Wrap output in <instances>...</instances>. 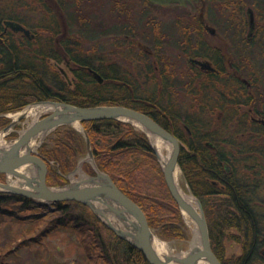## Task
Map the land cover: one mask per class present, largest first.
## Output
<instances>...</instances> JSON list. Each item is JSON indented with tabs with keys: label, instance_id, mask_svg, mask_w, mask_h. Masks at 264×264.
<instances>
[{
	"label": "trees",
	"instance_id": "1",
	"mask_svg": "<svg viewBox=\"0 0 264 264\" xmlns=\"http://www.w3.org/2000/svg\"><path fill=\"white\" fill-rule=\"evenodd\" d=\"M85 1L0 0V23L3 19L16 20L35 33L33 42H23L20 49L15 46L11 52L0 53L4 67L17 65L20 68L16 82L9 79L7 84L0 85V105L14 100L20 103L0 108V112L19 110L34 101L57 100L83 106L123 104L148 113L181 141L180 167L191 191L204 206L212 247L222 262L264 263L261 252L264 249V204L255 203L258 199L255 185L264 182V142L259 143V136H264V126L258 125L259 135L255 141L247 133L243 137L244 145L240 141L242 137L240 140L234 135L230 137V127H218L221 132L227 129V134L216 132L213 135L210 124L197 119L193 111L188 110L191 108L180 111L159 108L163 93L162 77L158 75L162 69L160 63L157 62L158 68L151 58H105V66H102L98 59L76 52L79 47L73 49L67 39V24L83 22L88 34L94 33L93 26H96L91 25L92 18L83 16ZM122 6L119 2L117 12L125 16L127 24L140 22L132 11ZM115 32L131 34V30L124 27ZM133 32L135 37L142 36L134 29ZM108 33H112L111 30ZM260 45L264 50V36ZM64 55L76 66L73 77L59 68ZM87 66L99 71L103 82H99ZM10 121L9 117L0 116V128ZM81 123L90 136L98 167L109 173L119 188L141 206L154 231L165 239L188 238L184 213L167 186L162 163L147 133L120 119ZM11 135L16 137L18 133ZM38 152L48 162V184L64 186L70 182L68 175L87 153L86 139L81 130L64 124L46 136ZM225 164L230 165L233 172L225 174ZM82 169L86 174H96L88 160L83 161ZM219 176L225 178L227 197L211 195L214 190L211 181ZM5 177L6 174L0 173L1 181H5ZM217 192L224 193L223 190ZM38 207H46L47 211L35 212ZM12 219L21 223L43 221L45 228L40 234L56 230L67 232L95 264H151L141 249L117 235L80 201L53 203L50 209L47 203L0 190V223H14ZM231 228L237 233L230 231ZM40 234L25 237L20 243L36 239ZM227 239L243 245L240 255L226 256Z\"/></svg>",
	"mask_w": 264,
	"mask_h": 264
},
{
	"label": "flooded vegetation",
	"instance_id": "2",
	"mask_svg": "<svg viewBox=\"0 0 264 264\" xmlns=\"http://www.w3.org/2000/svg\"><path fill=\"white\" fill-rule=\"evenodd\" d=\"M117 3L118 0H114L108 11H104L100 5L98 12L110 13ZM141 3L143 12L157 14L155 22H135L129 25L115 21L110 28L111 37L115 41L113 43L111 40V50L104 53L98 48L91 52L93 55L87 56H94L100 62L105 58H151L162 66L158 72L163 82L159 104L161 110L167 108L180 111L191 108L188 110L193 111L197 119H204L210 124L213 135L216 132L219 135L223 132L227 134L230 127V137L237 136L238 140L242 137L240 141L243 145V137L247 133L255 141L259 135L258 125L264 126V56L259 51L252 58H246L245 48L248 44L256 45L258 41L257 48H261L264 25L257 22V14L261 16L258 11L262 9L263 0H141ZM120 4L129 11H135V0H123ZM229 10L240 16L238 23H230L226 19L220 22L216 16L210 17L229 13L226 12ZM165 14H173V22L166 21ZM5 20L12 19H3L0 23V53L11 52L10 49L15 46L20 49L23 42L34 41L35 33L30 28V34H27L23 30L13 29ZM25 27L28 28L26 25ZM123 27L131 30V34L124 33L120 37L114 33ZM136 28L144 31L141 35L145 36V41L132 33ZM245 30L248 33L245 38H241ZM167 48H174L178 53L172 54ZM64 57L65 66L59 68L66 73L74 72L76 66L72 64V59L66 55ZM169 58H186L190 64L188 70L179 74L177 63L170 62ZM89 67L87 66V70L91 72ZM5 68L0 63V85L7 84L9 79L16 82L20 68L17 65ZM185 87L190 89V101L184 104L182 96L186 92L183 94L182 89ZM19 103L16 100L2 103L0 108ZM18 124L19 122L15 125ZM218 127L227 129L221 132L216 129ZM260 142H264V136H259ZM209 146L215 148L213 143H209ZM231 172L230 165L225 164V174ZM224 180L223 176L212 179V196H229ZM263 188L264 182L255 185V196L258 198L255 203L260 205L264 204ZM218 190H223L224 193H218ZM241 248L243 251V245ZM261 252L264 255V249Z\"/></svg>",
	"mask_w": 264,
	"mask_h": 264
},
{
	"label": "water",
	"instance_id": "3",
	"mask_svg": "<svg viewBox=\"0 0 264 264\" xmlns=\"http://www.w3.org/2000/svg\"><path fill=\"white\" fill-rule=\"evenodd\" d=\"M251 22H253V16H251ZM5 23L15 30H23L30 34V30L18 21L5 20ZM89 70L99 82L103 81V77L95 69L89 67ZM63 73L67 75L65 70ZM40 102L54 104L55 108L34 119L19 132L13 142L6 146H0V173L16 178L15 183L9 180H0V190L21 194L46 203L70 200L83 202L117 235L141 249L151 264H197L201 259L206 260L209 264H224L213 250L209 224L201 200L196 196L198 207L186 201L175 181L174 173L176 167L179 166L181 141L173 132L148 113L123 104L83 106L57 100ZM26 115L25 113L20 114L5 126L2 132L6 133L11 130ZM106 118L120 119L132 124L136 122L142 125L145 131L163 137L171 145L167 161L162 162L157 148L151 143L162 163L165 181L173 198L182 212L184 214L187 212L193 218L197 227L199 243L190 246L185 254L161 256L153 244L154 229L144 210L119 188L109 173L98 167L94 159L90 136L81 122ZM64 124H71L83 132L87 153L78 162L74 171L68 175L70 179L68 184L53 186L47 182L48 162L39 154L37 148L50 132ZM38 138L40 139L38 144L33 146L32 142ZM85 160L93 164L96 174L76 177V172L79 169L83 170L82 164ZM24 167H29L28 171H24Z\"/></svg>",
	"mask_w": 264,
	"mask_h": 264
},
{
	"label": "rangeland",
	"instance_id": "4",
	"mask_svg": "<svg viewBox=\"0 0 264 264\" xmlns=\"http://www.w3.org/2000/svg\"><path fill=\"white\" fill-rule=\"evenodd\" d=\"M123 2V0H118V2ZM125 1V0H124ZM264 2V0H263ZM114 0H86L82 5V13L84 14L85 19L92 18L91 25H96L94 27V33L88 34L86 31L85 24L82 23H73L72 25L67 24L68 30V42L70 46L75 49L79 47L78 50L82 54L93 55L92 51L101 48L105 53L111 50L112 41L114 37H111V33H108L111 28V23L115 21H123L125 22L127 19L125 16H119L118 12L115 9L110 13H100L98 12V8L101 5L104 8V11H108ZM134 7L135 11L132 10L133 15L136 19L141 22L148 23L153 22L154 17H158L157 14H147L145 11H142V3L141 0H135ZM118 5V3H117ZM116 5V6H117ZM229 13L226 14H216L211 15L210 17L216 16L219 20L222 21L226 19L230 23H238L240 16L238 14H233L234 11L229 10L226 11ZM261 16L257 14V22L262 23L264 25V4L262 3V9L258 11ZM37 14V13H36ZM166 21L173 22V14H165ZM260 17V18H259ZM119 19V20H118ZM183 21V20H182ZM136 22H139L136 20ZM149 28V27H147ZM146 28V29H147ZM136 30L142 34L144 31L137 29ZM108 31V32H106ZM106 32V33H105ZM248 31H244V34L241 35V38H245ZM264 33V31H263ZM143 35V34H142ZM120 37L122 35H119ZM139 39L145 41V36H141ZM112 40V41H111ZM115 41H113L114 43ZM259 44V41L257 42ZM257 44H248L245 48L246 58H252V56L257 55L260 51L261 56H264V50L261 48H257ZM100 45V47H99ZM171 51L172 54H177L176 50L167 48ZM254 55H252V53ZM91 58H94V56ZM95 59V58H94ZM97 59V58H96ZM169 61L179 67V74L185 73L188 70L189 62L186 58H169ZM59 66H65V62H61ZM69 76L73 77V72H67ZM142 89V88H141ZM183 94L182 102L189 103L190 101V89L187 87L182 89ZM40 101H37V103ZM35 104L34 102L27 103L21 109L15 111H10V115H5L4 112H0V116L9 117L11 120L14 119V115L26 109V107ZM25 107V108H24ZM49 112V111H48ZM46 112H40L37 116L34 115H26L25 118L19 122L18 125H15L13 129L8 131V133L3 134L2 130L5 127L0 128V134H2V142L0 146H6L13 142L19 135V132L22 131L28 124H30L34 119H36L39 115H45ZM13 114V115H12ZM11 122V121H10ZM9 122V123H10ZM8 123V124H9ZM7 124V125H8ZM6 125V126H7ZM75 127V126H74ZM77 128V127H76ZM78 129V128H77ZM142 130V129H141ZM12 132L18 133L16 137L11 135ZM39 138L37 139V143L39 142ZM38 150V148H37ZM85 156L81 157L83 159ZM29 167H24V171H28ZM86 175V173L79 169L75 176L81 177ZM6 180L10 182H14L16 178L11 175H6ZM181 183L184 188L187 189L189 186L184 174H182ZM50 206V209L53 208V204L47 203ZM47 211L46 207H38L37 211ZM24 212H22L23 214ZM184 219L187 225V232L189 233V237L186 239H165L160 237L155 231V236L166 240L171 243V248L174 254H185L190 246L191 242L194 238H196L197 227L192 222L189 223L185 217ZM12 222L0 223V264H95L89 261L86 255L83 252V249L78 246L77 242L69 235L67 232L65 233L63 230L56 231H45L43 234H40L42 229L45 228L43 221H32V222H22L19 220L12 219ZM25 228V229H24ZM234 234L237 233V230L234 228L229 229ZM40 234L36 239H31L26 243H20V241L25 237H30L32 234ZM226 256L240 255L242 253L241 243L234 239H227L226 243Z\"/></svg>",
	"mask_w": 264,
	"mask_h": 264
},
{
	"label": "bare ground",
	"instance_id": "5",
	"mask_svg": "<svg viewBox=\"0 0 264 264\" xmlns=\"http://www.w3.org/2000/svg\"><path fill=\"white\" fill-rule=\"evenodd\" d=\"M98 63L100 65H102V66H105L106 59H103L101 62L98 61ZM97 72L103 77V75L99 71H97ZM103 80H104V77H103ZM35 102H37V101H35ZM54 108H55L54 104H51V103H44V102L35 103L33 105H30V106L26 107L25 110L19 112L18 114H15L14 118H17L22 113H25L27 115L37 116L40 112L52 111V110H54ZM134 125L137 128L142 129L143 131H145V129H144V127L142 125H140V124H138L136 122H134ZM77 126H79V125L77 124ZM147 135L149 136L151 143L157 148V150H158V152H159V154L161 156L162 162L167 161V159L169 157V154H170V151H171V145L169 144V142L166 139H164L163 137L155 135V134L150 133V132H148ZM1 142H2V134H0V144H1ZM37 144H38L37 143V139L32 142L33 146H35ZM174 174H175V181H176V183H177V185H178L183 197L185 198V200L188 201L189 203L195 205L196 207H198L197 198L194 195V193L191 191L190 187L188 186L187 189H186V188L183 187V185L181 183L183 170L180 167V164H179V166L176 167V170H175ZM84 176L85 175H83L81 177H84ZM185 217H186V219H187V221L189 223L193 222L195 224V221L193 220V218L187 212H185ZM196 233H197L196 234V238H194L192 240L191 246L195 245L196 243H199L198 231ZM153 244H154L155 248L157 249V252L161 256L174 255V253L172 251V248H171V243L170 242H168L166 240H162V239H160V238L155 236L153 238ZM197 264H209V263L206 260L201 259Z\"/></svg>",
	"mask_w": 264,
	"mask_h": 264
}]
</instances>
